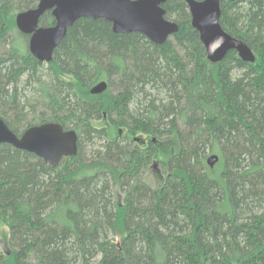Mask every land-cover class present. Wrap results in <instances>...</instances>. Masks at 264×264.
Instances as JSON below:
<instances>
[{
	"label": "trees",
	"instance_id": "16d2710c",
	"mask_svg": "<svg viewBox=\"0 0 264 264\" xmlns=\"http://www.w3.org/2000/svg\"><path fill=\"white\" fill-rule=\"evenodd\" d=\"M38 1L0 0V118L58 122L77 152L51 168L0 143V264H264V0H220L253 63L208 61L185 0L162 5L161 44L80 17L40 62L15 25Z\"/></svg>",
	"mask_w": 264,
	"mask_h": 264
},
{
	"label": "water",
	"instance_id": "95a60500",
	"mask_svg": "<svg viewBox=\"0 0 264 264\" xmlns=\"http://www.w3.org/2000/svg\"><path fill=\"white\" fill-rule=\"evenodd\" d=\"M166 0H39L35 7L15 15L19 32L28 35V50L40 62H48L53 49L65 36L67 28L80 17L103 19L110 22L111 29L118 33H139L155 44H161L177 31V24L165 18L163 4ZM237 1V0H227ZM190 14V24L198 32L206 58L212 63L220 61L230 50L244 62L253 63L255 55L242 40L229 35L219 23L220 0H185ZM49 10L54 24L39 26L40 16ZM107 87L105 81L91 86V94H99ZM135 141L139 137L134 138ZM0 143L30 152L51 168L62 157L75 156L77 134L65 129L55 121L31 125L20 135L13 133L0 118ZM218 157L209 155L211 167Z\"/></svg>",
	"mask_w": 264,
	"mask_h": 264
},
{
	"label": "rangeland",
	"instance_id": "374dc122",
	"mask_svg": "<svg viewBox=\"0 0 264 264\" xmlns=\"http://www.w3.org/2000/svg\"><path fill=\"white\" fill-rule=\"evenodd\" d=\"M93 124L95 126H98V127H103V126H106L107 124L102 121V120H98V121H94ZM113 133V130L110 129V134ZM159 164L157 161L153 162L151 164V167L149 169V176H157V173L159 174ZM8 234H9V231H8V228L7 226L4 225V223H0V239L4 242H7V239H8ZM115 239L117 240V237H115Z\"/></svg>",
	"mask_w": 264,
	"mask_h": 264
}]
</instances>
